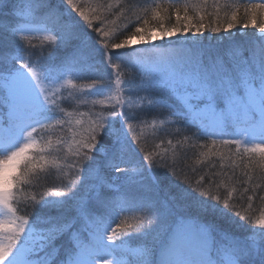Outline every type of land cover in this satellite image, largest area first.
I'll list each match as a JSON object with an SVG mask.
<instances>
[{"label":"snow or ice","instance_id":"snow-or-ice-1","mask_svg":"<svg viewBox=\"0 0 264 264\" xmlns=\"http://www.w3.org/2000/svg\"><path fill=\"white\" fill-rule=\"evenodd\" d=\"M207 3L153 0L148 6L117 0L115 10L108 5V15L101 16L96 8L85 11L79 0H0V96L9 107L7 119H0V264H264V217L253 220L252 213L253 201L264 200V183L246 171L247 181L236 187L214 164L182 162L197 148L206 149L200 156L224 160L217 144L235 146L241 162L245 153L264 154V20L257 22L264 2L244 8L259 28L246 41L232 39L235 5L224 6L235 10L221 20L219 0L214 12L201 14ZM240 23L248 27L243 18ZM38 31H50L43 40L58 48L72 47L73 63L67 64L68 57L42 63L53 80L61 78L53 69L75 74L91 56L110 70L107 79L89 85L88 94L99 89L104 97L92 101L93 107L105 106L87 127L76 121L82 131L70 149L67 181L58 167L67 191H38L51 176V169L44 170L51 140L41 133L69 123L52 122L50 113L64 111L57 93L47 94L25 59L34 54L32 34ZM205 31H223L226 47L205 50ZM158 35L163 44L143 45L158 51L142 60L129 55H142L129 47L134 39L140 46ZM161 112L174 117V131L143 119ZM139 125L152 129L151 138L141 141ZM37 135L42 146L25 155L37 146ZM165 136L176 143L168 139L165 146ZM13 167L17 174L9 187L5 173ZM114 173L122 183L111 191ZM29 188L39 199L23 195ZM124 212L140 214L117 223ZM241 221L259 227L243 237L225 227Z\"/></svg>","mask_w":264,"mask_h":264},{"label":"trees","instance_id":"trees-1","mask_svg":"<svg viewBox=\"0 0 264 264\" xmlns=\"http://www.w3.org/2000/svg\"><path fill=\"white\" fill-rule=\"evenodd\" d=\"M129 2H131L134 5H139V4H147L148 6H151L153 0H120V3L127 5ZM161 2H164V0H161ZM172 2H177V0H172ZM179 3H183L184 0H178ZM193 4H200L201 0H191ZM216 2V0H208L207 5H204L202 8L201 14L206 13H212L215 11L213 8V4ZM264 2V0H219V5H220V17L221 20L224 19L225 17V12H227L228 17L230 18L231 16V11L235 10L232 7L225 8V5H235L236 8L239 9L238 12V19H237V25L236 29L232 30L233 36L232 39H235L237 41H240L239 38H243L244 40H247L248 36H242V35H249L252 36V34L255 32L257 33L259 31L258 27H253V25L248 21L247 17L245 16L244 8L251 4V3H261ZM79 3H82L85 5V11H90V8H96L97 11L101 14V16L108 15V5H113L112 10H115V5L117 3V0H79ZM75 14V13H74ZM190 15L192 14L191 12L189 13ZM77 19H81L78 14ZM114 17H109V22L111 19ZM243 18L244 23L248 24L247 28L243 27V24L240 23V20ZM214 20V18H213ZM264 20V12H259L258 13V21ZM208 22V16L205 15V23L207 24ZM166 26L168 25L167 20L164 21ZM239 29L240 31H237ZM50 32V31H49ZM51 33V32H50ZM34 35V34H32ZM204 35L206 37H209L203 41V48L205 50L208 49H218V48H224L226 47L228 41L224 39L225 33L223 31L221 33H209L205 31ZM211 37H216V39H212ZM150 38V37H149ZM148 38V39H149ZM175 37H173L174 39ZM164 43V42H163ZM33 44L35 45L34 53L37 54V57L31 53L26 54L25 59L30 61L34 67L42 69V63L45 62L48 58L53 59L56 62L61 61L65 57H68L67 64L73 63L71 60V52H72V47L69 46L68 48L65 47H57L54 42L50 43L48 41L40 40V39H33ZM144 45V44H143ZM143 45L138 47V51L142 54L141 56H131L134 60L136 58L138 60H142L145 55L150 54L152 52L158 51V49L152 48L151 50H147L149 47H144ZM36 60H40V62H35ZM89 65V66H87ZM93 65V64H92ZM90 63L88 64L87 62L84 64V66L81 67H76V70H73L75 74L67 72L64 70V68H55L53 71H56L57 74H70L73 81V84L75 87L72 86V88H69V95L71 93V96H82V98L88 99L87 102L92 103L94 100H100L103 99L104 97L98 94L100 91L99 89L96 90V92H92L91 94L89 93V85L93 84V82H99V78L101 75V70L99 68H96L92 66ZM95 65V64H94ZM87 66V67H86ZM97 71V73H96ZM45 72V71H44ZM91 72H93L97 77H88L91 75ZM71 84V85H73ZM134 86V85H133ZM143 95V94H141ZM3 96L0 98V104H5L6 102H3L2 99ZM139 103V100L137 101ZM60 105H63L60 103ZM93 106V104H92ZM91 105L87 106L89 107L85 112H79V113H71V116H68L65 114V119L70 120V126L69 129L67 128L68 123H65L63 125V128L56 127V129H48L52 130L49 132L47 135L46 133H41V135H44L46 139L51 140V146H50V151L51 155L46 156V160L48 161L47 164L44 165V170L47 171L48 169H51V176L47 179L46 182L42 181L44 184V187L40 188L38 191L43 192L46 188H52L53 190H56L59 188L62 190V186L57 179V173L61 175V173L58 171V167H63L64 168V175L69 174V165L71 162L72 154H71V148L75 147L74 144V139L79 138V133L82 131L81 128L75 127V124L77 120H80L81 123L84 125V127H87V121L92 118V114L96 113L99 114L101 108H103L105 105H100L97 104L95 107H92ZM52 117V122L54 123L56 119L59 120H64V117L59 118V115L55 113L53 116L50 114ZM143 119L147 121L149 124L152 123L153 121L156 123L158 128H167L169 131H174L175 125H171V121L174 119V117L168 116L166 113L161 112L160 115H156L155 113H147L143 116ZM163 121V123H161ZM135 123V122H134ZM67 124V126H66ZM78 125V124H77ZM171 125V127H169ZM47 130V131H48ZM137 134L141 135V141L143 142L144 136L147 135L149 138H151L153 131L150 128H145L144 125H139L136 129ZM196 129L193 128L192 132H195ZM50 134V135H49ZM74 134H76L74 136ZM159 135H163L162 133H158ZM191 135V133H189ZM225 139L229 138L227 136L224 137ZM37 141V146L33 147L31 149V152H36L41 145V136L37 135L35 137ZM165 139V146L167 144L168 139L173 140V144L176 143V139L173 137H164ZM58 141H62V149L58 147ZM135 141H133V145L135 146ZM156 143H159V140L156 141ZM198 143L203 144L205 141L200 140ZM210 144L211 141H208ZM152 141L149 139V148H151ZM185 148L188 149L190 148V145H185ZM215 150L224 155V160H221L219 155L216 156H209V157H203L200 156V153L203 151H206V149H200L197 148L193 151H188L187 152V158L183 159L184 164L188 165H194L196 167H201L203 165H207L209 163L214 164L216 166L215 171L218 174H223L222 178H227L229 183L234 179L236 181L235 186L239 187L242 182L247 181V177L245 176V172H249L253 175L254 179L257 182L264 183V154L260 152L256 153H245L243 162H241V158L237 156L235 146H224L217 144L215 146ZM231 156L232 159L235 161L234 164H232L228 157ZM249 157L251 158V163H249ZM53 162H55L53 164ZM234 170V171H233ZM162 171V170H161ZM17 174V173H16ZM118 173H114L112 179L116 180V177H118ZM122 183L121 180H116V183L112 185L111 191H115L120 184ZM64 191H67V189H63ZM36 194L37 198L39 199V195L37 193V190H34L32 188H29L26 193L23 195H26L28 197ZM117 200H122L123 197H116ZM15 206V205H14ZM247 207V205H245ZM252 213H254L253 220L255 219H260L264 217V200L256 199L252 203ZM139 212H124L120 214V217L117 219V223H119V219L123 218H130L132 215H139ZM113 227H116V224L112 225ZM229 229L230 232H233L235 235L243 237L246 235H250L248 232L249 228H258L259 226L256 225L255 223H248L245 221H241L240 225H235V224H227L225 225Z\"/></svg>","mask_w":264,"mask_h":264},{"label":"rangeland","instance_id":"rangeland-1","mask_svg":"<svg viewBox=\"0 0 264 264\" xmlns=\"http://www.w3.org/2000/svg\"><path fill=\"white\" fill-rule=\"evenodd\" d=\"M259 32V31H258ZM257 32V33H258ZM52 33H50L49 31H38L36 33H34L33 35V39H40V40H43V37L45 35H51ZM242 36H248L247 40L251 39L252 36H249V35H242ZM167 39V38H165ZM240 41H246L244 40L243 38H239ZM164 40L160 39L159 38V35L158 36H155V37H150L149 39H147L145 42H140V46L143 45V44H163ZM129 47H139L138 44H137V39H134L133 42H132V45L129 46ZM152 47H149L147 50H151ZM33 54V53H31ZM33 55H35L37 57V54L34 53ZM130 56H136V53H129ZM87 63L89 64H93L92 66L96 67V68H99L101 70V75H99L100 77H104L105 79H107V76H108V73L110 70H106L105 67L103 65L100 64L99 62V57L98 56H91V57H86L85 58ZM136 60H138L136 58ZM35 62H40V60H36ZM95 64V65H94ZM84 66V64L82 65ZM89 66V65H87ZM86 66V67H87ZM78 67H81V66H78ZM37 72L40 74V83H41V86L43 88L46 89L47 91V94L51 97L53 95V93H57V96H56V99L58 101V103H62L63 105H60V107L64 110L63 113H61L59 110L56 111L57 115H59V118H63L64 117V120H68L69 123H68V126L67 128L69 129V126H70V120L69 119H65V114L67 113H79V112H85V110H87L89 107V105L92 106V103H89L87 102L86 104L85 103H81V101H88V99H85V98H82V96H71V98H69V88H72L73 85L71 84H68L67 81L68 80H72L73 77L70 76V74H59L61 76V78L59 80H53L52 77H51V74L50 73H46L44 71H42V69L40 68H37L35 67ZM76 70V68L74 69ZM78 70V69H77ZM76 70V71H77ZM56 72V71H55ZM97 73V71H96ZM114 75V73H112ZM97 77V75H95L93 72H91V75H89L88 77ZM76 97H79V99H76ZM1 98V96H0ZM3 99V98H2ZM4 102V100H2ZM93 107V106H92ZM8 111H9V107L7 105V103L5 104H0V119H7L8 117ZM51 114V113H50ZM55 115V114H54ZM51 116V115H50ZM75 127H78V128H81L80 125H77L75 124ZM56 129V128H54ZM52 130H48L46 132V135L51 132ZM50 135V134H49ZM31 149L33 148H30L25 155H32L33 152H31ZM17 173V170L13 167L11 169H9L5 174L8 176L9 178V187H12V183H11V177L13 175H16ZM60 176L58 173H57V179H59V181H57L58 183H60ZM65 181H67L68 178H70L69 174H65ZM62 190L63 189H67V188H61Z\"/></svg>","mask_w":264,"mask_h":264}]
</instances>
